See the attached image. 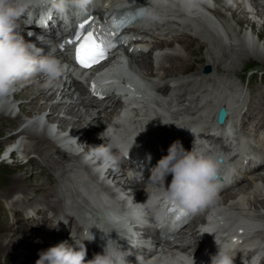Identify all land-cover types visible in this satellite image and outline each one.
Listing matches in <instances>:
<instances>
[{
	"label": "clouds",
	"instance_id": "9594fccd",
	"mask_svg": "<svg viewBox=\"0 0 264 264\" xmlns=\"http://www.w3.org/2000/svg\"><path fill=\"white\" fill-rule=\"evenodd\" d=\"M89 2L90 0H58L56 8L63 12L71 4L80 12H84ZM22 13L23 9L17 0H0V96L9 94L19 80L38 73L55 79L64 71L50 39L42 32L36 33L31 28L26 29L21 23ZM25 31L28 36L34 35L37 41L47 45V51L37 46V43L26 40L23 35ZM223 161L224 157L215 149L195 141L190 149H185L179 139L174 140L168 146L167 154L151 169L157 181L153 186V202L164 199L185 212H193L213 204L221 187ZM169 175L171 179L166 183ZM99 218L101 223L108 227L107 232L104 228H99L106 238L101 252L86 260L87 250L83 241L94 239L90 227L80 238H74L70 233L71 242L62 240L46 249L38 250L35 264H129L126 260L128 249H123L117 239L109 236L113 230L121 236L116 226L124 217L119 212L108 209L101 213ZM56 226L57 222L51 228ZM235 256L234 246L224 243L218 245L217 251L210 257L209 264H234ZM262 262L264 251L258 252L251 259V264Z\"/></svg>",
	"mask_w": 264,
	"mask_h": 264
},
{
	"label": "bare ground",
	"instance_id": "6f19581e",
	"mask_svg": "<svg viewBox=\"0 0 264 264\" xmlns=\"http://www.w3.org/2000/svg\"><path fill=\"white\" fill-rule=\"evenodd\" d=\"M168 1L169 0L162 2L161 4H160V2L156 1V5H157L156 9H158V11H159L157 13H160L161 15H163L160 12V10H162L163 13L168 16L169 19H174L172 17H174L175 13H177L176 16L178 18L187 19V17H185L183 15L189 13V10H190V8L188 7L189 2H184V0L183 1L181 0L184 3V5H183V7H181V9L184 11L182 13H180V12H178V5L175 2L173 4V6L176 8V10L173 8L168 9V6H167ZM208 1H210V0H208ZM212 1H214L215 6L222 8L224 11L227 10L230 18L233 21L235 18H237L239 16V18H240L239 23H245L249 26L251 25L252 28L254 27L255 23L252 21L251 22L247 21L246 17L248 14L251 15L252 13H254L255 16L264 18V13H262L258 9H255V11L252 10L251 13H249V12L245 11L239 4L236 5V7L234 8L233 5H231L230 3H227V0H224V1L223 0H212ZM196 4H198V3L195 1V5ZM215 14L220 18H224L221 15V13L218 11H216ZM258 34H259V38L264 39V25L261 26ZM195 38H196V36L189 35V34H180V35H174L173 36L174 41L182 44L184 49H186L188 51L189 56L185 57V58L167 57L166 61L169 62V64L166 68H162V75L164 77L172 76L173 74L177 75L179 73L185 72L189 68V65L191 62H199L200 61L202 63V66L210 64V60H212V58H210V60L206 61V58L201 53V51L204 47L202 45H200L198 40H196ZM25 39H26V36H25ZM26 40H28V39H26ZM208 52L210 53L211 56H213L215 54L211 50H209ZM242 52H244V51H242ZM196 57H198V58H196ZM214 58H216V56H214ZM213 66H214V64L211 65L212 68H213ZM238 69H244V68L241 67ZM229 70H234V69H229ZM196 74H198L201 79L207 78L208 76L211 75V73L209 75H203V74H200L199 72H197ZM28 79H31V82H29L21 90L16 89L13 93L11 91L7 95L0 96V119L2 120L3 117H11L13 119H18V116H11L13 111H14L13 109H11V104H12V102L10 101V95L11 94H14L16 97H19V96H21L20 94H22L21 97L25 99V97L35 96L38 93V95H36L33 99L31 98V100H30V104L32 106H25L26 104L25 105H23V104L19 105V110L21 111V113L28 115V118L30 121L28 122V121L23 120V121H21V123H19L17 125H13V126L8 125L11 129H14L13 131H15L14 134H16V138L20 135L24 136V137H26V136L37 137L38 136L36 134L37 132H39L40 130L45 131L46 130V123L43 122V120L41 119V117L39 115H41V113L43 111H45V109L47 107H49V111H48L47 115H45L47 117L46 121H48V123H51L52 121H54V122L56 121V123H57L56 127L60 132H63L62 131L63 126L66 125V128L70 127V129H69L70 130V132H69L70 136H72L71 135L72 131H74V129L77 128V131L74 133L73 137L76 138L77 135H79V137L75 143H76V145H78V143H79V145L84 150H86L88 152L91 149L90 147H92L91 145L96 144L98 142L97 131H96L97 128H95L94 125L96 123L100 122L101 112L98 111L97 109H94V108L92 109V108L82 107L80 105L72 104V103L76 102V100L73 99V95L71 97L68 96L67 91H65V86L63 85V88L60 90V87L56 84L55 80H50V78L48 76H46L45 74H42V73L35 74L32 77L27 78V79L19 80L16 82L15 85L22 84V83H24V81H27ZM181 86L182 85H180V84L178 85V87H181ZM71 88L72 87H69L68 91L71 90ZM234 96H235V91L229 92V94L227 96L228 101L232 100L234 98ZM55 100H58V103H54ZM161 105L163 107H166L163 104H161ZM249 110H250V113L252 116L251 117L244 116L246 125L252 124V130L256 133V135H258V137L260 136V138H264V129L260 130V129L264 128V116L262 114L264 107H260L258 105H250ZM209 111H211V110H209ZM214 111H215V108H213V111L210 113L205 112V118L209 122H211L214 119V117H213ZM49 115H51V116L48 117ZM236 115L238 116L237 113H236ZM68 117L72 118L71 121H67ZM259 124H261V125L259 126ZM4 125H7V124H3L2 126L4 127ZM22 126H23V128H20ZM84 126H85V131H82L81 129ZM80 131H82V132H80ZM95 136H96V138H95ZM252 136L254 137L253 134H252ZM93 138H94V140H92ZM254 138L257 139L256 137H254ZM14 151H18V152L20 151V152L26 153V154H28L29 152H31V153L35 152L37 154H41L42 153V147L39 144V142L36 141L30 147L28 145L21 144L19 146V148L17 150H14ZM14 151H12V152H14ZM96 157L98 158L99 166H101V164H103L105 162V153H102V148L100 147V145H99V150L96 154ZM29 163H30L29 165H31V170H32V171H30L31 176L34 179H38V180H36L37 182H35L36 183L35 186H33L32 189H30V192L26 191L25 189H24V191L21 192L24 196L20 202H18V201L10 202L8 204L9 208L14 207V206H20V207L24 208V207L28 206L30 201H34V196L32 194L39 193L41 195V198L39 200V204L41 206H43L44 209L51 210L52 212L56 213L59 210V206H58L56 201L50 200V198L55 196L54 189L51 190L50 192H46L44 190V188L42 187L43 184H40V182H42L41 179H42L43 174H42V172L38 173L37 169H35V167H34L38 163L35 161V159H31V161ZM43 173L46 176L47 172L43 171ZM22 175H26V174L25 173L18 174V171H16V170L10 173V177L14 180L15 183H17V181L20 180L21 177H23ZM106 176L112 177V178H118L119 172L116 170L115 167L111 166L110 169L107 171ZM46 178H47L46 182L49 185H53V182L47 176H46ZM258 179L260 182L264 183V175L260 176ZM16 188H17L16 184H14V183H13V185H10V187L3 188V190L0 191L1 197H3V198L8 197L10 195V193L12 191H14ZM240 189H242V192H241V193H243L242 196H244V195L247 196V198H244L245 200L243 199V201L241 200V202H246L250 193L248 190H246L243 187H241ZM30 193L33 196L32 198L27 197V195H29ZM237 194H239V193L236 192L231 196L228 195L224 199H226V200L232 199ZM41 211L43 212L42 209L39 210V212H41ZM26 219L30 223L34 222V224L36 225V231L39 232L42 230L41 232H43V234L39 233V234L34 235V236H28V237L17 238V239H13V238L7 237V236H0V259H3V263L0 262V264H13V262L18 257L19 248H22L23 246H27V247H25L26 253H24L25 256H27V257L26 258L24 257V261L21 262L20 264H35V261L38 258L37 257L35 258L34 256L36 254H38V250L46 249V248L42 247L44 244L45 245H52V244H56V243L62 241V239L60 237L54 235L52 232H50L48 230H45L42 225L35 223V221L33 219H31L29 217H27ZM44 220L48 221L50 219L42 218V222ZM54 225L55 224H53V226ZM60 225H61V223H60ZM58 226H59V224H57L56 228H54V229L58 230Z\"/></svg>",
	"mask_w": 264,
	"mask_h": 264
},
{
	"label": "rangeland",
	"instance_id": "374dc122",
	"mask_svg": "<svg viewBox=\"0 0 264 264\" xmlns=\"http://www.w3.org/2000/svg\"><path fill=\"white\" fill-rule=\"evenodd\" d=\"M235 7L236 6H234V8ZM247 16H250V20L248 19V17H246L247 21L251 22V19L252 20L254 19V21L256 22L255 23L254 21H252L255 23L253 28L251 25L250 26L248 25V27L245 29L247 34L244 33V31H242V23H239V21H240L239 16L234 19L236 29L238 30V36L236 35L234 41H232L230 44L232 46L231 54L233 53L232 54L233 56H231L232 57L231 60L226 65L228 67V69H237V68H241V67L248 68V67L253 66L256 63L257 59L258 60L260 58L264 59V39L259 38V34H258L259 29L261 28L262 25H264V18L255 16L254 13H252L251 15L248 14ZM243 24H245V23H243ZM242 51H244V52H242ZM204 57L206 58V61H207L210 58H212L213 56H211V55H210V57L207 56L208 59L205 55H204ZM196 64L199 66L202 65V63L200 61L196 62ZM29 82H31V79L24 81V83H22V84L14 85L12 93L16 89L21 90ZM20 95L22 96V94H20ZM36 95H38V93ZM21 96L16 97L14 94L10 95V101L12 102L11 109L14 110L12 113V116H18V118H22V119L26 120L28 118V115L21 113V111L19 110V105L20 104H23V105L26 104L25 106H32L30 104V100H31V98L33 99L35 96L25 97V99L22 98ZM48 111H49V107H47L45 109V111H43L41 113V115H39V116L40 117L43 116L44 122H46V124L49 125L47 128L48 130L53 128L54 131L56 132V129H57L56 121L55 122L52 121L51 123H48V121H46L47 117L45 115H47ZM50 116L51 115H49L48 117H50ZM7 118L12 119L11 117H7ZM71 119H72L71 117H68L67 121H71ZM16 121H19V120L16 119ZM3 124H7V125H4V127H3L2 126ZM8 125L13 126L14 124L11 121L8 122V121L3 120V118H2V120L0 119V191H2L3 188L10 187V185H13V183L16 184V187H30V188H32L33 186H35V184H36L35 182H37L36 180H38V179H34L30 174L31 173L30 171H32L31 165H29L30 164L29 162L31 161V159L27 163L26 162L27 156H25V154H23L20 151L19 152L14 151L13 153H11L12 155L8 154V148L12 145V144H10V141H16L17 140V138L13 134L15 132V131H13L14 129H11ZM22 128H23V126H22ZM69 129H70V127L66 128V125L63 126V128H62L63 132L62 133L66 132L68 134V137L73 138V135L77 131V128H75L74 131H72V133H71L72 136H69V132H70ZM81 130L85 131V126H84V130H83V128ZM82 131H80V132H82ZM12 135H14V136H12ZM78 137H79V135L76 136V138L74 139V142H76L78 140ZM21 144H24V143L22 142ZM30 154H32V153H30ZM30 154H28V155H30ZM42 162H43V159H42ZM34 167H35V169H37L38 173L42 172V174L44 175V178L47 179L45 174L43 173V171H45V170L43 169V167H41L40 164H36V166H34ZM14 169L16 171H18V174H21V173L26 174V175H22L23 177H21V179L18 180L17 183H15L14 180L10 177V173L15 171ZM241 187H244V186H241ZM241 187H239L235 191L238 192L239 194H241L238 200L243 201V199L247 198V196L246 195L242 196L243 193H241L242 192V189H240ZM235 191L233 193L227 194L226 196L233 195L234 193H236ZM0 196H1V193H0ZM12 202H14V201H12ZM1 215L2 214L0 211V217H1ZM41 231H39V232H41ZM40 234H43V233H40ZM13 239H17V238H13ZM25 247H27V246H23L22 248H19L18 257L13 262V264H20L21 262L24 261V257L25 258L27 257L24 254V253H26ZM34 257L38 258V254H36ZM0 262L3 263V259H0Z\"/></svg>",
	"mask_w": 264,
	"mask_h": 264
},
{
	"label": "snow or ice",
	"instance_id": "6c2138e0",
	"mask_svg": "<svg viewBox=\"0 0 264 264\" xmlns=\"http://www.w3.org/2000/svg\"><path fill=\"white\" fill-rule=\"evenodd\" d=\"M87 20L81 23L76 30V46H75V60L83 67H89L92 64L104 59L107 55L108 48L115 47L114 45H108L105 47L103 43H98L95 39V34L92 31L83 33ZM71 43V41H69ZM63 47V45H61ZM91 87V85H90ZM98 95V94H97ZM181 214H184V209H179Z\"/></svg>",
	"mask_w": 264,
	"mask_h": 264
}]
</instances>
